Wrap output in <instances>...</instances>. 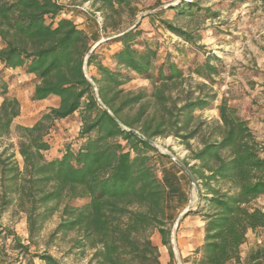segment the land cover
<instances>
[{"label": "trees", "instance_id": "1", "mask_svg": "<svg viewBox=\"0 0 264 264\" xmlns=\"http://www.w3.org/2000/svg\"><path fill=\"white\" fill-rule=\"evenodd\" d=\"M91 1L105 10L101 29L115 31L109 40L120 44L111 55L112 65L95 50L86 59L91 37L62 16L66 5L61 0H0L2 71L22 68L34 75L32 100L60 98L58 106L41 112L32 125H16L23 167L14 154H6L8 149L0 153L1 209L16 201L26 213L30 237L61 209L55 232H79V242L95 250L98 264H162L152 239L157 230L173 264L169 191L153 163L155 156L164 155L134 130L152 140L176 135L190 146L189 140L201 128L199 124L189 130L194 112L209 107L211 98L198 96L179 106L167 92L184 78V70L170 57L160 61L157 45L143 37L140 22L121 29L122 12L127 9L136 15L137 0ZM179 13L214 14L194 2H185ZM161 21L197 45L193 33L170 20ZM219 62L210 54L194 72L212 80ZM2 71L0 137L12 133L21 112V102L10 93ZM135 75L150 79L153 89H125ZM218 108L219 122L209 126L202 147L193 151L198 162L190 165L182 160L201 184L200 194L206 195L203 205L187 212L200 214L205 221L204 243L196 250L201 255L193 264L239 261L247 232L264 228V206L256 204L264 195V143L227 98ZM75 112L81 120V143H68L57 156L48 157L51 131L57 121ZM223 183L228 187L221 188ZM75 200L85 201L74 204ZM14 241L17 248L28 251V245L16 237ZM38 256L45 264H63L49 253Z\"/></svg>", "mask_w": 264, "mask_h": 264}, {"label": "rangeland", "instance_id": "2", "mask_svg": "<svg viewBox=\"0 0 264 264\" xmlns=\"http://www.w3.org/2000/svg\"><path fill=\"white\" fill-rule=\"evenodd\" d=\"M61 1L66 5L65 10L69 9L67 14L70 19L74 18L79 24L85 25L93 39L99 36L97 41L91 40V49L95 50L102 60L108 62V57L111 58L120 44L109 40L111 35H115V31L99 30L97 21L103 23L105 10H98L100 4L91 0ZM185 2L209 7L214 14L201 16L180 14L179 7H183ZM135 4L138 9L136 15L130 14L127 9L122 12L121 29L131 28L140 22V27L144 30L143 37L157 45L160 61L170 57L184 70V78L177 85L171 84L167 92L172 94L179 106L186 99H195L198 96L211 98L209 107L194 112L195 118L189 130L199 124L201 128L198 134L189 140L190 146L176 135L160 136L154 140L164 156H155L153 163L159 177L168 186L171 236L178 238V231L181 225L186 223V219L204 222L200 214L183 213L188 206L189 211L198 209L206 202V195L200 194L188 176L164 153L187 160L190 165L198 162L192 157L193 151L202 147V140L208 133L209 126L219 122L218 106L223 98H227L231 105L237 107L238 113L248 121L257 138L264 143V0H137ZM162 19L170 20L193 33L197 45L188 43L170 31L162 23ZM210 54L220 59L219 71L213 74L212 80H207L195 73L194 67ZM211 60L216 62L215 58ZM90 69L96 73L94 66ZM1 73L2 79L9 82L10 93L20 94L26 113L33 119L59 103L57 97L42 101L32 100L30 89L34 88V76L27 74L24 69L20 72H10L6 69ZM123 87L133 91L140 89L151 91L153 84L150 79L135 75ZM1 101L2 96L0 103ZM69 119L67 125L60 124L59 120V124H56L50 133L49 138H58L59 142L63 143L59 149L71 142L76 146L81 143V140H78L81 126L79 112H75ZM18 124L23 123L14 122L12 133L0 137V153L8 149L6 154H14V159L23 167L24 160L19 152L16 130ZM200 186L199 183V189ZM227 187V184H221V188ZM84 201L75 200L73 203L82 204ZM256 204L264 206V195L256 200ZM179 217V224L176 225ZM60 221L61 209L45 222L36 236L30 237L26 213L19 209L16 201L1 209L0 201V264H45L38 256L44 253L52 254L63 264H98L93 258L95 250L79 242L82 239L79 232H55ZM15 237L19 242L28 245V251L17 248ZM152 239L159 247L161 263L170 264L168 247L162 244L157 230L152 233ZM175 247L173 264H180L178 245ZM199 257L195 251L193 261Z\"/></svg>", "mask_w": 264, "mask_h": 264}, {"label": "crops", "instance_id": "3", "mask_svg": "<svg viewBox=\"0 0 264 264\" xmlns=\"http://www.w3.org/2000/svg\"><path fill=\"white\" fill-rule=\"evenodd\" d=\"M68 10L69 9L64 11L63 16L68 17V14H67ZM80 19L83 20L84 18H80ZM72 20H74V22L77 23L80 28H83L84 30L87 31V28L85 25L79 24L78 21H76L74 18ZM97 22H98L99 30L102 31L101 29L102 22L100 21H97ZM98 39H99V36H97L95 39L91 37V40L93 42L97 41ZM108 60H109L108 62H106L105 60H103V62L107 65L112 64L110 57H108ZM8 70L10 72H20L22 68L8 69ZM30 75L34 76L32 74ZM33 89H34L33 87L30 89V94H32ZM15 95L19 98L21 102V112H20V115L15 119V122L18 121L25 125H32L37 120V118L33 119L31 116L28 115V113H26L25 107L21 101L20 94H15ZM51 97L59 98L58 96L52 95L46 99H49ZM46 99H42V100H46ZM59 102H60V98H59ZM58 105L59 103L54 106H58ZM69 120H70L69 117L64 118L60 121V124L67 125V121ZM57 124H59V121L57 122ZM49 141H50L51 147H50V150L48 151L49 153L47 154V156L55 157L58 155L59 148L63 145V143L59 142L58 138L54 139L52 137L49 138ZM185 222L186 223L181 225V229L178 231V238L177 237L175 238L174 244L178 245V259L180 261V264H193V255L195 251L201 248L204 243L205 221L204 222L201 221L199 223V222L193 221L192 219H186ZM199 255H201V253H199ZM228 264H264V228H260L257 230L250 229L247 232L246 241L241 246L240 260L239 261L232 260Z\"/></svg>", "mask_w": 264, "mask_h": 264}, {"label": "water", "instance_id": "4", "mask_svg": "<svg viewBox=\"0 0 264 264\" xmlns=\"http://www.w3.org/2000/svg\"><path fill=\"white\" fill-rule=\"evenodd\" d=\"M92 51H93V49H91L90 52L87 54L86 59H88V57L90 56ZM134 131L139 137H141L142 139L146 140L147 142H149L150 144L154 145L155 147L159 148V145L154 140L145 137L143 134H141L140 132H138L136 130H134ZM164 154L167 155L170 159H172L176 163V165H178V167L188 176L189 180L194 185V187L197 190H199V182L196 179L195 175L190 170V168L188 166H186L184 164V162L180 158H178V157H176V156H174L172 154H167V153H164ZM188 211H189V206L187 207V209L184 211L183 214L187 213ZM179 221H180V217L178 218L176 225L179 224ZM174 240H175V237L172 238V242H174ZM173 249H174V252L176 254V247H175L174 244H173Z\"/></svg>", "mask_w": 264, "mask_h": 264}]
</instances>
